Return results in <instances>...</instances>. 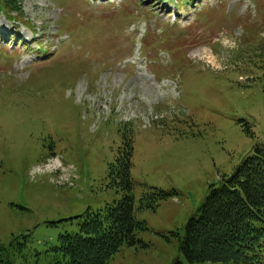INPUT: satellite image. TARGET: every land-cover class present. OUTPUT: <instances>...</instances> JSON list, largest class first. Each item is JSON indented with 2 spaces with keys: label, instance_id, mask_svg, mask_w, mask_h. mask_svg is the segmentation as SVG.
Masks as SVG:
<instances>
[{
  "label": "rangeland",
  "instance_id": "rangeland-1",
  "mask_svg": "<svg viewBox=\"0 0 264 264\" xmlns=\"http://www.w3.org/2000/svg\"><path fill=\"white\" fill-rule=\"evenodd\" d=\"M18 1L0 16V245L9 261L52 263L58 237L78 232L76 217L119 199L107 168L131 137L136 201L149 188L177 196L136 211L146 247L121 245L108 264L184 262L174 234L209 186L264 144V78L232 65L241 44L264 37V0H176L172 29V9L155 0ZM139 5L149 9L136 14ZM3 25L15 26L11 35ZM139 40L141 71H132Z\"/></svg>",
  "mask_w": 264,
  "mask_h": 264
},
{
  "label": "trees",
  "instance_id": "trees-1",
  "mask_svg": "<svg viewBox=\"0 0 264 264\" xmlns=\"http://www.w3.org/2000/svg\"><path fill=\"white\" fill-rule=\"evenodd\" d=\"M18 5V0H0V11L13 12ZM186 60H178V64ZM232 65L253 76V81L264 78V37L257 34L241 44ZM239 122L245 134L253 138L251 125ZM258 144L231 176L222 179L219 188L209 186L198 215L185 224L181 236L174 234L184 262L178 259L173 264H264V144ZM133 150L131 137L124 138L108 164V186L116 190L119 199L76 217L78 232L58 237L50 264H108L121 245L146 247L138 234L147 226L135 219V212L153 211L177 192L149 188L136 201V184L131 177ZM17 240L14 238L13 243ZM18 246L24 249L26 241ZM6 249L0 245V264H12Z\"/></svg>",
  "mask_w": 264,
  "mask_h": 264
},
{
  "label": "bare ground",
  "instance_id": "bare-ground-1",
  "mask_svg": "<svg viewBox=\"0 0 264 264\" xmlns=\"http://www.w3.org/2000/svg\"><path fill=\"white\" fill-rule=\"evenodd\" d=\"M51 164H52V165H48V166H47L48 169L56 167V164H55V163H51Z\"/></svg>",
  "mask_w": 264,
  "mask_h": 264
}]
</instances>
